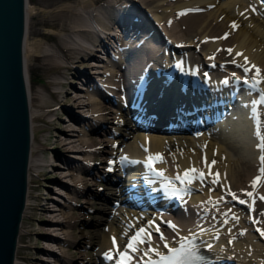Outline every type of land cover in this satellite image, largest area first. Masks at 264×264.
<instances>
[{
    "label": "bare ground",
    "instance_id": "bare-ground-1",
    "mask_svg": "<svg viewBox=\"0 0 264 264\" xmlns=\"http://www.w3.org/2000/svg\"><path fill=\"white\" fill-rule=\"evenodd\" d=\"M118 1L120 0H107L102 5L103 9L97 7V11L92 8L94 2H97L96 0L68 1L65 14L60 20V28L67 30V38L57 41L58 46L39 42L31 50L40 53L41 60L45 65L52 66L57 65L59 61L71 63L74 60H79L80 57L86 58L91 56L96 49L111 55V52L118 46L111 55L112 62L111 59L101 55V58L109 63H106L103 69V82L95 79L96 88L94 87V90L84 85H78L77 81L72 80L78 88L89 90L88 94H80L75 97H79L84 103L88 100L86 105L90 112L96 116V119L104 117L107 112L104 106L110 95L107 93L111 90L114 95H120L119 108L112 107L115 112L114 123L111 127L114 138L109 139L111 150L108 152L114 155L116 153V155L128 154L146 157L145 148H148L151 153H162L166 162L159 163L157 166L166 169L168 176L177 173V165H179L180 172L194 165L207 173L209 169L205 167L204 162L206 155L209 164L212 160L216 161V164L211 166V171L220 174V183L212 184L213 177L211 176L206 178L204 186L198 185V182L201 183L199 180L193 182L191 185L193 192L185 204L187 208H196V211H192L191 214L183 213L184 211L172 214L164 209L158 211L151 208L143 209L127 203H121L118 208H114L116 200L125 197L124 194L119 193L122 184L126 187H129L128 184H137L138 186L135 185L132 188L135 190L131 191L130 196L132 201L139 198L135 192H138L141 180L146 178L139 176L146 166L134 163L131 167L136 170L131 174L127 173L126 176L123 170L131 165L130 161H126L122 165L119 158L117 160H113L112 157L106 158L104 165L107 169V185L105 191L100 194L99 200L96 201L94 210L99 228L92 233L96 239L101 236L98 242L103 252L101 255L96 252L95 258L92 259L96 262L100 260V264H117L118 254L113 253L115 256L113 259L103 257L104 252H109L115 247L111 236L117 238L120 249L124 250L125 244L128 243L129 237L135 233L136 229L148 225L149 221L157 220L161 231L172 247L179 245L178 241L181 236H188L192 232L197 233L196 243L199 245V251L206 255L204 261L199 264H264V236L258 231V229H264V217L259 223H254V220L258 221L259 219L254 213V217L249 218L250 211L247 210L254 198L255 201H259V197L264 196V189L258 192L251 183L260 174L259 156L261 150L258 147L257 150L255 149L258 159L257 168L254 161L241 168L236 167L241 151L238 150L239 157L232 155L225 144H231L226 142V140H230L232 145L237 142L236 147L251 146L245 141L246 127L244 123L242 124V120L246 118L249 111L247 109L249 107H245L249 100L246 99L245 102L242 100L247 98L248 91H243L238 86L242 85L246 75L249 77L252 73L246 74L243 69L231 61L236 60L237 63H244L243 57L246 56L251 64H256L264 70V0ZM24 2L25 31L22 43L23 51L25 48L26 53L27 19L32 7L30 9V0H24ZM253 6L256 11L252 10ZM187 9H200V11H190L180 15ZM233 21L238 25L237 28L232 27ZM225 33H228L226 39H216L224 37ZM197 45L203 50L202 56H199L202 65L197 62L200 60L199 58H193L196 57ZM229 48L233 49L231 54L227 51ZM189 51H195V54ZM237 52L243 53V56H237ZM209 57H213V59H208ZM23 59L32 141V138L35 140L36 135L33 133L34 128L32 130L31 120H34L35 116L42 115L44 108L34 107L30 102L32 97L31 82L25 66L27 59L24 53ZM178 61H183L185 74L191 72L192 66L195 65L199 70L202 69L200 70L203 73L202 77L205 76V73L208 75V72L218 70L211 74L212 78L208 77L207 81L201 79L200 83L194 87L190 86L189 91L182 92L180 83L169 80L171 74L174 76V72L182 71L176 67ZM172 65H174V69L170 74L168 71ZM158 67L166 70V75L164 74L167 78L166 81L157 77L156 71L160 69ZM219 69L224 72L220 73ZM168 73L169 76H167ZM233 73H235V77L232 76ZM141 74L145 75V84L135 86L134 80L138 79V75ZM88 76L91 77V75ZM89 77L88 80H91ZM226 77L229 80L227 86L222 83ZM236 77L240 78L238 85L233 82ZM84 81L82 80L81 83L84 84ZM206 83L209 85L208 88L204 87ZM134 87L136 92L141 93L137 97L138 101H132L135 91L132 92L133 95H130V89H134ZM226 87L230 91L227 94L229 99L226 98L223 101V89ZM41 94L44 96L45 93L41 92ZM125 100H129L130 105L135 102L139 105L131 107L128 103L125 107ZM42 102H45L44 99ZM223 108L230 110L211 122L206 121L214 118V114H218ZM261 111L264 112V109L261 108ZM83 115L85 116V114ZM145 119L148 125L147 129L144 127ZM67 120L73 130L82 131L80 134L85 136L80 138L82 144L88 145L91 140L86 134L98 127L94 122L95 119L90 121V126H79L71 118ZM169 121L174 122L172 129L169 127L163 129L161 125L169 124ZM201 121L205 123L202 124ZM207 125H209V130L206 128ZM181 126L186 127L183 129ZM196 126L197 129L193 128ZM212 127L216 128L211 130ZM221 133H224L222 136L226 138H223ZM130 134H134V141L127 140L126 137ZM31 147L30 143L27 194L23 215L28 202L29 167L32 161ZM110 161H115V163H110ZM88 162L87 164L82 163L80 168L89 169L91 162ZM110 168L111 171H109ZM262 186H264V181H262L261 188H263ZM81 187L79 185L77 190H81ZM200 187H204V189L201 191ZM231 192H235L240 199L246 200L248 203L241 204L238 200H234ZM247 192H253L254 197L247 196ZM114 195H117L115 199ZM210 197L222 199L215 207L211 203H202L208 201ZM158 198L168 197L164 191V194L159 192ZM143 200L147 199L143 198ZM121 202L123 201L121 200ZM229 209H231L230 212ZM151 211L154 214H147ZM224 213H227V217L223 215ZM233 213L239 217L238 222L232 218ZM225 219H227V223H225ZM165 221H172L178 225L179 234ZM104 222L106 225L103 224ZM201 228L205 229L203 233L200 232ZM150 231L152 232L153 246H158L163 252L168 251L164 248V241L160 239L155 228H151ZM242 232L244 234H241ZM208 243L212 244V248L209 249L206 246ZM17 246L18 238L13 264H17ZM147 247L146 244L141 245L140 251L135 253L129 250L133 257L130 263L141 264L143 252ZM90 256L87 254L85 258ZM90 264H95V262L91 261Z\"/></svg>",
    "mask_w": 264,
    "mask_h": 264
},
{
    "label": "rangeland",
    "instance_id": "rangeland-1",
    "mask_svg": "<svg viewBox=\"0 0 264 264\" xmlns=\"http://www.w3.org/2000/svg\"><path fill=\"white\" fill-rule=\"evenodd\" d=\"M68 1L74 2V0H30V9L31 7L32 9L27 19V52L25 53L24 48L23 53L27 59L25 66L31 82L32 97L30 102L34 107L44 108V112L31 120L32 130L34 128L33 133L36 136L35 140L32 138L31 141L32 161L29 167L28 202L18 237L17 264H90L91 261L100 264V260L96 262L92 258H95L96 252L98 255L103 252L98 242L101 236L96 239L92 234L99 228L94 210L96 201L99 200L100 194L105 191L107 185V169L104 161L111 157L115 160V156H118L116 153L114 155L108 151L111 150L109 139L114 138L111 133L115 116L112 107L119 108L120 95H114L110 90L107 93V95L110 94L106 100L107 104L104 105L107 112L104 117L96 119V116L90 112L86 105L88 100L84 103L79 97H75L80 94H88L89 90L78 88L72 80L77 81L78 85H84L94 90V87L96 88L95 79L103 82V69L105 64L109 63L102 59L101 55L111 59L112 62L111 55L118 46L111 52V55L96 49L91 56L86 58L80 57L79 60H74L71 63L59 61L57 65L52 66L45 65L41 60L40 53L31 50L39 42L57 45V41L67 38V30L60 28V20L65 14ZM96 1L92 6L94 11L107 2V0ZM122 1L124 0L118 2ZM209 6L212 7L210 4ZM189 52L196 53V57L193 58L198 59L199 56H202L203 50L197 45L196 52ZM197 62L202 63L201 59ZM94 64L103 66L98 67ZM201 65L199 66L201 67ZM200 70L202 69L200 68ZM217 70L208 72L209 77L212 78L211 74ZM219 71L220 73L224 72L222 69ZM88 77L93 83L88 82ZM82 80H85L84 84L81 83ZM223 90L224 101L230 91L228 87ZM41 92L45 93L43 94L45 97ZM43 99L45 102H42ZM246 99L248 100V98ZM247 109L249 111L246 118L242 120V124L244 123L246 127L245 141L251 146L236 147L237 142L232 145V141L226 139V142L231 144H225L232 155L238 156V150L241 151L239 155L241 158L238 156L239 161L236 167L244 168L248 163L254 161L257 168L258 159L255 149L257 150L259 138L255 134V124H252L251 121V108ZM68 118L78 123L79 126H90V121L95 119L94 122L98 127L92 129L88 133L89 135L86 134L91 140L88 145L82 144L80 138L85 136L80 134L82 131H75L71 128ZM261 119H264V115L261 116ZM222 134L224 133H221V136ZM133 135H128L127 140L134 141ZM233 149H237L238 152ZM117 159L118 157H116ZM88 161L91 162L89 169L80 168L82 163L87 164ZM79 185L82 187L78 191ZM261 185L262 182L255 186V190L259 192L264 189V186L261 188ZM200 188L201 191L204 189V187ZM115 197L116 195H114V199ZM260 200H256L254 210L251 209L259 222L264 217V202ZM118 205L115 203L113 207L118 208ZM194 210L196 211V208H187L183 213L191 214ZM103 224L106 225L105 222ZM87 254L91 256L85 258Z\"/></svg>",
    "mask_w": 264,
    "mask_h": 264
},
{
    "label": "water",
    "instance_id": "water-1",
    "mask_svg": "<svg viewBox=\"0 0 264 264\" xmlns=\"http://www.w3.org/2000/svg\"><path fill=\"white\" fill-rule=\"evenodd\" d=\"M24 0H0V264H13L27 194L30 119Z\"/></svg>",
    "mask_w": 264,
    "mask_h": 264
},
{
    "label": "snow or ice",
    "instance_id": "snow-or-ice-1",
    "mask_svg": "<svg viewBox=\"0 0 264 264\" xmlns=\"http://www.w3.org/2000/svg\"><path fill=\"white\" fill-rule=\"evenodd\" d=\"M253 11H256L255 7L252 8ZM190 11H200V9H187L180 13V15L186 14V12ZM243 15L244 13H240ZM233 28H237L238 25L235 21L232 23ZM228 36V33H225L224 37H218L216 39H226ZM229 54L233 52V49L229 48L227 49ZM237 56H243V53L237 52ZM208 59H213V57H209ZM244 63H237L236 60H232L231 63L237 64V66L247 74V73H253L251 77H248L247 75L244 77V84L247 85L248 90L251 93H258L257 98L252 99L249 104H246L245 107L251 108V118L254 120L255 123V134L259 138V143L257 147L261 150V155L259 157L260 159V168H259V175H257L252 180L253 187L257 186L259 183L264 181V120L261 119V116L264 115V112L261 111V105H264V70H262L259 66L256 64H251L248 60V57L244 56ZM176 67L184 70L183 67V61H178L176 64ZM254 70V72H253ZM205 76H207V73H205ZM233 77H235V73L232 74ZM240 82V78L236 77V83L237 85ZM223 84L227 85L229 83V80L226 78L223 82ZM206 147V145H205ZM145 151L147 152L146 159L143 161H132V163H143L146 166L147 174L151 175L155 179L150 180V183H155L156 180H159L161 182V186L165 189L166 197H177L182 202L184 201V197L186 195H190L191 193V185L194 181L199 180L201 183H203L208 176L213 177L211 180L212 184H218L220 183L219 176L220 174L218 172L213 173L211 171V166L216 164L215 160L211 161V164L208 163L207 156L204 157L205 167L209 169L207 173H205L202 169L196 168L194 165L188 169H185L183 172L179 171V165H177V173L175 176H168L166 175V169L158 168L156 167L159 163H165V159L162 153H151V151L148 148H145ZM121 163L128 161L129 158L127 156H122L120 158ZM110 163H115V161H110ZM112 169L110 168L109 171ZM177 182H179V187L177 186ZM232 198L234 200H238L241 204H246L248 201L240 199L235 192L230 193ZM247 196L254 197L253 192H247ZM261 200H264V196L259 197ZM222 198H209L208 201L202 202V203H211L213 204V207H215ZM254 202L255 198L253 199V210H254ZM217 211L219 209L217 208ZM231 209H229V212ZM225 217H227V213H224ZM232 218L239 221V217L233 213ZM165 223L172 228L174 231H177V234H179L178 229L179 226L176 225L172 221H165ZM225 223H227V219H225ZM254 223H259V221H255ZM134 227V225H133ZM155 228V231L159 233L160 239L164 241V248H166L168 251L167 253L160 250L158 246H153L152 241V232L150 231L151 228ZM205 229L201 228L200 232L203 233ZM246 232V230H244ZM260 231V234L264 236V229H258ZM241 234H244L243 232ZM198 239V235L195 232L190 233L188 236H181L179 238V246L178 247H172L170 246L167 238L165 237L164 233L161 231L159 224H156L155 221H149L148 225L140 227L136 229L135 233L129 237L128 243L125 246V249L123 251L120 250V247L117 243V238L115 236L112 237L113 245L115 246L114 249L110 250L109 252L104 253L105 258L107 259H113V253L118 254L119 256V264H130V261L133 259V257L130 255L129 250L132 253L139 252L141 245H148V247L143 252V257H147L146 260L141 258L142 264H195V262H203L204 257L199 254V245L196 243ZM201 243H204L201 241ZM209 249L212 248V244L208 243L206 245ZM153 254L155 258H153Z\"/></svg>",
    "mask_w": 264,
    "mask_h": 264
}]
</instances>
